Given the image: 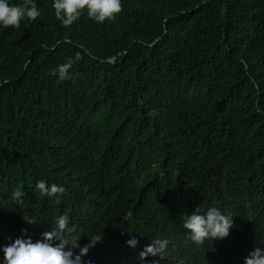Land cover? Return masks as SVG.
I'll return each mask as SVG.
<instances>
[{"label": "trees", "instance_id": "1", "mask_svg": "<svg viewBox=\"0 0 264 264\" xmlns=\"http://www.w3.org/2000/svg\"><path fill=\"white\" fill-rule=\"evenodd\" d=\"M33 2L35 21L0 26V249L64 214L76 226L81 211L133 236L168 231L183 264L252 248L264 220V0H121L114 20L69 27L54 0ZM78 52L58 83L50 72ZM38 181L63 187L73 214ZM198 206L235 220L228 240L191 242L182 225ZM100 254L122 259L118 247Z\"/></svg>", "mask_w": 264, "mask_h": 264}, {"label": "clouds", "instance_id": "2", "mask_svg": "<svg viewBox=\"0 0 264 264\" xmlns=\"http://www.w3.org/2000/svg\"><path fill=\"white\" fill-rule=\"evenodd\" d=\"M52 7L56 18L65 27L71 26L81 15L90 22L103 24L107 20H114L122 11L121 0H54ZM39 16L40 11L33 0H24L22 5L0 0V26L4 28H19L23 19L35 21ZM123 53L126 54L127 51ZM80 59L82 56L78 52L74 59L69 57L65 63L52 70L50 75L57 77L58 83L70 79V69ZM24 190L31 193L29 184ZM36 190L40 195L49 196L48 198L62 194L65 208L70 216L73 214L67 205L63 187L55 184L49 187L45 181H38ZM23 195L19 190L14 192L15 197ZM131 216L132 213L129 212L124 219ZM79 219L78 225L71 226L69 216L64 214L55 219V227L50 233L42 231L31 236L16 234L7 246L0 249L3 252L1 264H183L177 253L167 252L169 241L165 236L168 231L156 229L150 234L133 236L126 225L113 222L105 212L89 215L81 211ZM23 220L28 224L36 223L35 219L26 216H23ZM182 227L188 231L195 246H203L208 239L213 243L228 240L234 230L235 220L222 214L215 206L209 207L202 214V209L198 206L191 215L184 216ZM88 229L95 231L94 236L77 241L76 236ZM85 239L86 244L81 245ZM107 246L118 247L122 259L109 260L99 255ZM190 264H264V220L248 251H234L220 261H212L206 251Z\"/></svg>", "mask_w": 264, "mask_h": 264}]
</instances>
